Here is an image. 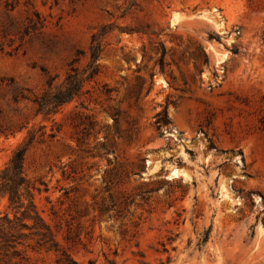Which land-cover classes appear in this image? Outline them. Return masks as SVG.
Wrapping results in <instances>:
<instances>
[{"label": "rangeland", "instance_id": "1", "mask_svg": "<svg viewBox=\"0 0 264 264\" xmlns=\"http://www.w3.org/2000/svg\"><path fill=\"white\" fill-rule=\"evenodd\" d=\"M33 11L45 26L24 34ZM0 24V169L29 130L54 132L23 169L72 260L264 264V0H33L0 3ZM102 31L88 91L35 114L33 98L83 69ZM21 211L0 193V217ZM22 232L30 263L57 264Z\"/></svg>", "mask_w": 264, "mask_h": 264}, {"label": "trees", "instance_id": "2", "mask_svg": "<svg viewBox=\"0 0 264 264\" xmlns=\"http://www.w3.org/2000/svg\"><path fill=\"white\" fill-rule=\"evenodd\" d=\"M0 3L9 9H14L19 4L32 6L33 0H0ZM33 15L36 17L35 19L31 16L26 17L24 34L40 30L45 26L44 19L38 13L33 11ZM6 29L5 26L0 24L1 38L5 37ZM103 33L102 31L92 36L88 50V62L83 69L78 70L76 67L70 66L59 86L51 87L48 84L45 91L33 98L32 103L35 105V114H39L46 119L50 118L61 106L69 103L75 98H79L84 92L88 91L83 90L84 84L92 81L95 82L100 72L97 59L100 52L99 37ZM3 48L4 41L0 40V51H2ZM12 50H16V47H13ZM12 50L8 51V53H11ZM164 56L165 51L161 49L157 58L161 71L164 66ZM192 59L195 68L198 70L199 66L196 58ZM150 76H152V74H150ZM118 115L117 112L111 113L114 123H117ZM73 116L74 118L81 116L88 117L80 111L74 112ZM155 117L154 123L157 130L168 123L165 109L162 113H156ZM94 125L95 123L89 122L88 128L92 130ZM73 126L77 127L78 123L73 122ZM45 135L51 138L54 136V132L51 130L50 133L45 134V132L40 131V129L39 132L29 130L21 144L14 149L7 163L0 169V193L7 196L9 204L13 205L14 208L22 209V218L32 220L33 222L32 225H27L25 222L21 221L22 218L15 216L14 219H9L7 214L0 217V250L2 251L0 253L2 255V257H0V264H32L28 261L27 257L16 248L17 244L21 243L20 241L28 236V234L22 232V229L31 230L32 232L29 234L35 236V246L32 248L59 252L60 257L56 259L57 264H77L69 256L66 249L60 246L51 227L37 214L33 203V191L38 190V188L26 177L23 169L26 149L33 142L37 140L42 141ZM106 136L107 135H105L104 138H106ZM76 140H78V138H76ZM15 257L18 258L17 262L11 260Z\"/></svg>", "mask_w": 264, "mask_h": 264}, {"label": "bare ground", "instance_id": "3", "mask_svg": "<svg viewBox=\"0 0 264 264\" xmlns=\"http://www.w3.org/2000/svg\"><path fill=\"white\" fill-rule=\"evenodd\" d=\"M176 173H177L176 170H174V171H173V174L176 175ZM170 175H171V174H170Z\"/></svg>", "mask_w": 264, "mask_h": 264}]
</instances>
